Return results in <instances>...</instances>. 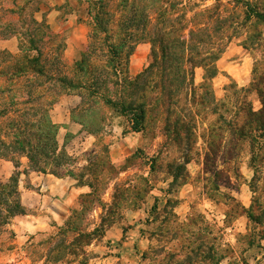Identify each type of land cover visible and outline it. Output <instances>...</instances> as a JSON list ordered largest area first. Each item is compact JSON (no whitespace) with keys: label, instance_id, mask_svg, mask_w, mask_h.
I'll use <instances>...</instances> for the list:
<instances>
[{"label":"rangeland","instance_id":"1","mask_svg":"<svg viewBox=\"0 0 264 264\" xmlns=\"http://www.w3.org/2000/svg\"><path fill=\"white\" fill-rule=\"evenodd\" d=\"M27 1L0 0V67L4 65L2 52L17 55L35 20L48 27L36 43L47 72L52 77L72 78L74 63L88 43L87 4ZM180 1L187 7V19L220 3L243 21L241 5L236 8L230 0ZM248 1L264 12V0ZM219 37L225 46L215 63L216 77L205 80V72L196 68L193 81L180 94L177 113L183 120L186 117L189 126L186 135L180 132V143H175L172 129L166 128L165 117L157 110L146 115L142 133L123 135L125 119L103 108V129L91 136L70 119L78 97L52 88L46 78L36 85L37 94L53 100L50 117L61 126L59 145L76 159L73 170L82 171L86 160L100 156L106 146L113 166L125 171L114 180L105 178L103 202H112L116 185L132 190L131 199L121 203L115 225L88 248L91 259L87 264H264V143L256 141L252 147L251 140H237L229 131L230 123L239 126L245 121L248 106L254 111L261 107L253 84L264 72V22L253 19L246 25L225 27ZM151 52L147 41L136 45L129 58L130 78L151 63ZM9 85L0 76V87ZM23 85V80L14 84L16 90L22 86L20 93H14L28 99L31 92ZM19 161L22 173L28 168L27 160ZM13 171L12 163L0 160L1 182L6 183ZM27 172L18 182L25 215L13 218L0 233V264H44L28 248L30 237L56 231L80 209L79 197L88 192L69 177L60 184L44 183L29 176L31 170ZM172 176L177 177L174 183ZM39 181L42 191L33 184ZM99 213L92 212L88 221L96 223Z\"/></svg>","mask_w":264,"mask_h":264},{"label":"trees","instance_id":"2","mask_svg":"<svg viewBox=\"0 0 264 264\" xmlns=\"http://www.w3.org/2000/svg\"><path fill=\"white\" fill-rule=\"evenodd\" d=\"M74 1L87 4L90 31L86 48L74 63L72 78L52 77L47 72L42 63L43 53L36 43L48 27L35 20H31L33 29L26 31L17 55L2 52L4 65L0 67V76L10 82L9 87H0V160L12 163L14 168L6 183L0 181V233L6 231L13 218L25 215L18 182L21 174H28V169L58 179L69 177L78 187L88 189L79 197L80 209L73 211L61 227L30 237L28 248L33 255L44 259V264H87L91 259L88 248L102 240L106 231L115 225L121 203L131 199L132 190L125 184L116 185L112 202H103L105 178L114 180L125 171L113 166L106 146L100 156L95 154L86 160L82 171L73 170L76 159L59 145L61 126L50 117L53 100L43 99L36 93L35 87L40 86L41 79L46 78L52 82V88L72 92L79 98L70 119L91 136L103 129V108L125 119L127 129L123 135L142 133L146 115L157 110L164 115L166 128L172 129L175 143H180V132L186 135L189 126L186 117L183 120L177 113V103L187 83L193 81L194 69L201 68L205 80L215 78V63L225 46L219 35L225 27L246 25L253 19L264 22V12L248 0H230L236 8L242 7L243 21L240 22L239 14L230 15L220 3L187 19V7L180 0ZM195 17L199 21H194ZM143 41L152 47V61L130 78L129 58L136 45ZM22 80L31 92L28 99L14 93L21 92L22 86L17 90L13 86ZM253 87L260 109L254 111L248 106L245 121L239 126L229 122L230 133L237 140H251L252 147L256 141L264 143V72L254 80ZM193 94L191 90L194 104ZM134 157L130 156L126 162ZM20 158H25L28 166L22 173L18 171ZM172 178L173 183L177 181L176 176ZM96 210H100L97 222L91 224L88 216Z\"/></svg>","mask_w":264,"mask_h":264},{"label":"crops","instance_id":"3","mask_svg":"<svg viewBox=\"0 0 264 264\" xmlns=\"http://www.w3.org/2000/svg\"><path fill=\"white\" fill-rule=\"evenodd\" d=\"M134 66H131V70H134ZM136 69V68H135ZM134 76V75H133ZM136 76V75H135ZM237 80V82H240V80L239 79H236ZM29 176H35V180H41L42 182H48V181H50V180H54L55 182H57V184H60L61 182H63L64 181V179H58V178H56V177H54V176H52V175H43V174H38V173H33V172H30V174H29ZM28 176V177H29ZM41 181H39V184H36V183H33V184H35L34 186L36 187V188H39V191H42L43 190V186H41ZM80 189V188H79Z\"/></svg>","mask_w":264,"mask_h":264}]
</instances>
